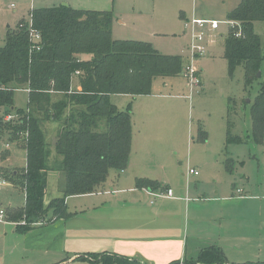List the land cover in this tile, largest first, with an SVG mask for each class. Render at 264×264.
<instances>
[{
	"label": "rangeland",
	"instance_id": "rangeland-1",
	"mask_svg": "<svg viewBox=\"0 0 264 264\" xmlns=\"http://www.w3.org/2000/svg\"><path fill=\"white\" fill-rule=\"evenodd\" d=\"M63 1L65 0H0V46L4 44L7 25L12 29L18 23L27 25L29 19L26 13L30 12L29 9L58 6ZM66 2L77 10L112 12L115 9L117 19L113 15L112 24L117 30L111 35L112 39L149 42L160 54L178 55L182 57L184 66L192 64L199 80L196 87H190L184 76L159 78L152 84V96L111 97L112 104L119 110L124 111L130 105V163L144 171L153 163L159 164L161 178H169L173 187L172 193L168 190L161 193L164 199L153 196L146 198L143 204L148 207L162 206L161 221L174 224V233L183 231L186 237L187 218L182 216L183 205L172 198L180 196L175 192L180 186L196 190V193L191 192L189 197L200 196L198 199L202 198V201L211 197H245L243 200L221 201L220 204L214 205L228 212L232 211V221L230 219L228 223L238 229L243 245L249 241L253 242V258L249 262H264V134L259 142L253 139L249 117L250 104L264 88V63L260 77H256L249 86H245L242 67H237L229 74L227 61L223 56L224 37L229 27L225 23H221L215 33L214 43L206 48L207 54L197 56L191 61L187 51V35L182 33L183 22L171 14L169 8H159L157 0ZM11 4L17 10L24 4L22 8L25 11L24 18L27 19H21L16 24ZM253 30L260 37L264 48V23L255 22ZM163 82L165 87L162 86ZM27 102L26 91L14 92L15 108L26 110ZM228 107L231 111H228ZM55 128L52 123L44 128L45 138L50 142V160L55 158ZM203 137L205 139L201 140ZM5 144L8 147L4 146ZM1 157L4 161H1ZM25 165V153L21 143L12 140L8 133L1 134L2 175L9 177L12 172L23 173ZM189 168L195 170L199 177L187 176ZM122 175L121 171H110L104 188L94 192L96 196L78 195L65 198V210L69 215L66 220L58 218L54 221L50 216L47 218L50 220L47 225H25L21 226L22 231L16 230L17 226L11 219H7L8 224L0 223V260L5 264L93 263L89 257L70 260L63 248H72L82 235H89V228H95L98 236H104L106 227L102 224L78 227L81 220L83 223L88 222L85 220L88 217L80 213L85 212L88 207H100L105 204L106 198L111 197L106 196L105 192L123 186L119 182ZM13 184L7 183L0 188V209L7 210L9 206L23 207L22 191ZM62 185L63 183H58L53 172L49 173L44 200L50 202L62 197ZM119 198L120 196L117 198L119 203L123 204V200ZM103 207L106 208L105 205ZM102 212L103 210L98 208L92 215L97 216ZM74 215L81 216V220L74 218ZM188 222L190 223V220ZM189 260L188 255L178 264H201L196 260Z\"/></svg>",
	"mask_w": 264,
	"mask_h": 264
},
{
	"label": "trees",
	"instance_id": "trees-1",
	"mask_svg": "<svg viewBox=\"0 0 264 264\" xmlns=\"http://www.w3.org/2000/svg\"><path fill=\"white\" fill-rule=\"evenodd\" d=\"M227 21L233 23L223 42L229 74L242 67L245 86H249L264 63L262 41L253 30L255 22L264 23V0H241L228 13ZM29 22L30 28L18 23L8 29L0 46V135L8 133L19 141L26 159L23 173L3 176L24 195L23 207L7 209L6 216L13 222L24 219L27 224L50 216L54 221L68 219L65 198L97 192L110 171L126 167L131 110L130 105L124 111L117 109L112 96L150 95L156 79L182 76L184 68L181 56L162 55L148 42L112 39L111 11L77 10L60 4L32 9ZM30 30L38 35L37 40H30ZM75 77L80 90H72ZM17 90L27 92L26 110L13 105ZM7 114H14L15 119L5 122ZM249 117L251 135L259 142L264 134V88L250 104ZM50 123L56 127L52 160L44 132ZM49 172L62 173L64 181L62 197L45 205ZM137 184L153 190L160 187L147 179ZM84 257L91 258V264H145L115 253L77 258ZM196 261L235 264L227 262L215 247L202 250Z\"/></svg>",
	"mask_w": 264,
	"mask_h": 264
},
{
	"label": "crops",
	"instance_id": "crops-1",
	"mask_svg": "<svg viewBox=\"0 0 264 264\" xmlns=\"http://www.w3.org/2000/svg\"><path fill=\"white\" fill-rule=\"evenodd\" d=\"M240 2L241 0H157L156 4L159 8H169L170 13L178 17V20L181 22L196 18L218 21L226 24L228 13L236 8ZM63 3L70 5L66 0L61 4ZM11 5L10 8L13 9L12 16L15 17L14 20L17 21L16 24L21 19H27L24 18L25 11L22 8L24 4H21L18 10L17 8L15 9L14 5L13 7H11ZM32 9L36 8H31L29 11ZM114 11L115 9L112 10V13L114 17H116L117 15ZM26 15H28L29 19L28 12ZM8 29H12L10 25L6 26V31ZM115 30H117V28L115 29L112 24L111 35L115 33ZM182 33L185 34L184 30ZM219 36L223 37L222 35ZM155 50L158 51L157 49ZM162 86L165 87L166 84L163 82ZM72 90H80L76 77L72 81ZM152 95L151 92L150 95L146 96L149 97ZM117 96L130 97L127 95ZM130 152L127 165L121 171L123 175L119 182H121L123 186L119 189L112 188L110 192L106 191L105 195H110L111 197L106 198L105 204H102L100 207H88L85 212L80 213V215L82 214L88 217L85 219L88 221L87 223H83L81 216L74 215V218H79L81 220L78 227L82 228L86 225L100 226L102 224L106 227V232L104 236H98L95 228H89V235H82V237L75 241L72 248L70 246L67 249V246H64L63 249L65 253H68L70 256V260L77 259V257H81V255L83 256L88 253H115L140 260L145 264H170L173 262L181 263L188 255L190 258L189 261H195L202 250L215 247L221 250L225 260L229 263L238 264L252 261L253 242L249 241V243L243 245L240 241L238 229H235L228 223L232 218V211L228 212L226 209L214 205L220 204L219 202L221 201L233 202L235 200H243L245 197H211L208 200L204 199L202 201V198H200V200L198 199L200 196H195L193 198L189 197V194L191 192L196 193V190L193 188L190 189L187 186L185 188L180 186L179 189L175 191L176 194L178 193L180 196H172V198L183 205L182 216H186L187 218L186 237L183 231H181V233L179 231L178 233H174V224H167L161 221L162 206L148 207L143 204L146 198L156 197L167 190L172 193L173 187L168 180L169 178H161L162 175L159 173V164L154 165L153 163L146 171L138 169V167L130 163ZM3 159L4 158H2L1 161H4ZM53 173L57 176L58 183H63V174L60 172ZM188 175L199 177L198 174H188L187 171V176ZM141 179L156 181L159 183L160 187L157 190L143 188L137 184ZM84 196L92 197L96 196V194L92 193ZM119 196V199L123 200V204L119 203L117 199ZM163 196L164 195L161 194L156 198L159 199ZM164 198L165 197H163V199ZM47 203L48 201L44 200V204ZM103 205L106 206L105 209ZM9 208L16 209L18 207L9 206ZM98 208L103 210V212L99 213L97 216L92 215ZM188 220H190V223ZM83 231L85 230H80V232ZM0 264H5V262L0 260Z\"/></svg>",
	"mask_w": 264,
	"mask_h": 264
},
{
	"label": "built area",
	"instance_id": "built-area-1",
	"mask_svg": "<svg viewBox=\"0 0 264 264\" xmlns=\"http://www.w3.org/2000/svg\"><path fill=\"white\" fill-rule=\"evenodd\" d=\"M13 7V5H11ZM29 24L28 28H30V22L28 20ZM228 26L233 25V23L226 22ZM221 23L218 21H211V20H203V19H196L192 18L189 20H185L183 22V28L184 32L188 37V46L187 51L189 53V56L191 58V61L201 55L207 54L206 48L214 43L215 33L219 30ZM30 40L34 41L38 39V35L33 32L32 30L29 31ZM75 75H78L76 73ZM182 76H184L188 80V85L190 87H196L199 85V80L196 76V70L192 66V64H188L187 66H184ZM28 112V111H27ZM15 119L14 114H7L4 117L5 122H12ZM8 147V145H4ZM188 174L197 175L198 173L193 169H188ZM7 181L4 179L2 173L0 172V188L7 185ZM160 195H157L156 197H159ZM0 223L1 224H8L6 211L3 209H0ZM16 224V226H25V225H32V226H45L48 224V221L46 219L38 220L37 222L27 224V222L22 219L19 222H13Z\"/></svg>",
	"mask_w": 264,
	"mask_h": 264
},
{
	"label": "water",
	"instance_id": "water-1",
	"mask_svg": "<svg viewBox=\"0 0 264 264\" xmlns=\"http://www.w3.org/2000/svg\"><path fill=\"white\" fill-rule=\"evenodd\" d=\"M62 5H66V4L63 3ZM256 77H257V78L260 77V73H258V74L256 75Z\"/></svg>",
	"mask_w": 264,
	"mask_h": 264
}]
</instances>
